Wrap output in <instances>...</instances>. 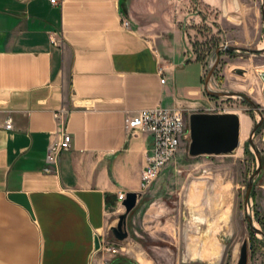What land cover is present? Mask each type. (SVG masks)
<instances>
[{
    "label": "crops",
    "instance_id": "crops-1",
    "mask_svg": "<svg viewBox=\"0 0 264 264\" xmlns=\"http://www.w3.org/2000/svg\"><path fill=\"white\" fill-rule=\"evenodd\" d=\"M201 1L235 9L231 0ZM172 10V0H0V264H103L95 238L102 245L117 226L120 193L140 195L153 142L127 132V114L205 112L204 68L187 60ZM63 131L72 147L45 173ZM139 257L148 260L135 247V263L109 264Z\"/></svg>",
    "mask_w": 264,
    "mask_h": 264
},
{
    "label": "rangeland",
    "instance_id": "rangeland-1",
    "mask_svg": "<svg viewBox=\"0 0 264 264\" xmlns=\"http://www.w3.org/2000/svg\"><path fill=\"white\" fill-rule=\"evenodd\" d=\"M229 4L235 9L227 15L201 0H172L171 15L187 34L185 55L202 64L204 81L218 48L264 50V0ZM263 73L264 53L222 52L210 88L243 94L264 114ZM203 103L207 113L241 117L239 149L232 155L194 158L190 145L183 146L159 179L141 191L138 208L126 219L128 238L119 253L106 255L109 262L126 257L135 263L136 247L148 258L139 257L142 264H238L247 242L248 264H264L263 236L253 233L248 222L251 217L264 232V168L246 205L249 180L259 166L257 154L264 158V125L253 138L254 148L249 140L261 118L250 104L239 97L212 98L205 91ZM115 239L111 232L107 240Z\"/></svg>",
    "mask_w": 264,
    "mask_h": 264
},
{
    "label": "water",
    "instance_id": "water-1",
    "mask_svg": "<svg viewBox=\"0 0 264 264\" xmlns=\"http://www.w3.org/2000/svg\"><path fill=\"white\" fill-rule=\"evenodd\" d=\"M264 15V11H263ZM234 53V52H245L253 55H260L264 53V50H250L245 48H237L233 46H222L215 51V61L209 68L208 75L204 81V91L212 98H225V97H239L250 104L256 112L259 114L261 120L257 123L254 128L249 143L256 148L253 138L255 134L261 129L264 124V115L259 106H257L249 97L243 94H236L235 92L221 91L216 92L211 90L210 84L216 69L220 65L221 53ZM264 82V73L261 75ZM189 125L191 131V144L189 148V155L191 157L200 156H226L234 154L241 145V117L236 113H207L197 112L189 116ZM258 157V170L251 176L249 180L246 205L248 207L250 201V195L253 189V183L255 178L260 174L263 169V158L261 154H257ZM140 195L138 193H128L126 199L123 202V207L126 210V214H123L119 218L117 226L112 228V233L116 240L125 241L128 238V232L126 229V219L130 212H132L138 203ZM11 200L20 203L29 211L31 207L25 195L13 194ZM253 233H259L263 236L264 232L255 227L251 217H248ZM101 248V242L98 237L95 238V249L99 251ZM238 264H248V243L244 242L240 260Z\"/></svg>",
    "mask_w": 264,
    "mask_h": 264
},
{
    "label": "built area",
    "instance_id": "built-area-1",
    "mask_svg": "<svg viewBox=\"0 0 264 264\" xmlns=\"http://www.w3.org/2000/svg\"><path fill=\"white\" fill-rule=\"evenodd\" d=\"M53 6H61L65 0H50ZM125 27L129 23L124 21ZM164 77L162 83H165ZM66 110L56 113L57 118L66 114ZM222 113V112H221ZM6 130H13V119L10 117L5 123ZM127 132L140 131L150 134L153 138L151 147L146 158V169L142 176V190H147L159 179L167 166L176 158L181 148L191 144V131L189 116L179 109H169L160 106L142 110L137 114H127ZM72 147V137L66 131L61 133V138L50 144L46 154L45 173H52L57 169L60 156L64 152L70 151ZM126 199V194L120 193L118 200L121 206ZM99 251L103 253V264H109L106 255L119 253L120 247L110 240L104 241Z\"/></svg>",
    "mask_w": 264,
    "mask_h": 264
},
{
    "label": "flooded vegetation",
    "instance_id": "flooded-vegetation-1",
    "mask_svg": "<svg viewBox=\"0 0 264 264\" xmlns=\"http://www.w3.org/2000/svg\"><path fill=\"white\" fill-rule=\"evenodd\" d=\"M263 115H264V114H263ZM263 125H264V124H263ZM262 127H263V126H262ZM262 127H261V128H262ZM260 130H261V129H260ZM260 130H259V131H260ZM263 168H264V158H263Z\"/></svg>",
    "mask_w": 264,
    "mask_h": 264
},
{
    "label": "bare ground",
    "instance_id": "bare-ground-1",
    "mask_svg": "<svg viewBox=\"0 0 264 264\" xmlns=\"http://www.w3.org/2000/svg\"><path fill=\"white\" fill-rule=\"evenodd\" d=\"M241 129H242V122H241Z\"/></svg>",
    "mask_w": 264,
    "mask_h": 264
}]
</instances>
